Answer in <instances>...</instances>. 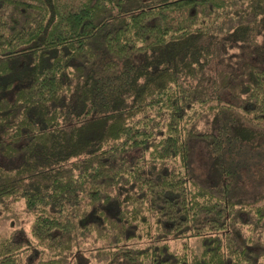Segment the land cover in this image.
Returning <instances> with one entry per match:
<instances>
[{"label":"trees","instance_id":"1","mask_svg":"<svg viewBox=\"0 0 264 264\" xmlns=\"http://www.w3.org/2000/svg\"><path fill=\"white\" fill-rule=\"evenodd\" d=\"M261 200L264 0H0V264H264Z\"/></svg>","mask_w":264,"mask_h":264},{"label":"rangeland","instance_id":"2","mask_svg":"<svg viewBox=\"0 0 264 264\" xmlns=\"http://www.w3.org/2000/svg\"><path fill=\"white\" fill-rule=\"evenodd\" d=\"M205 148L201 143H197L194 146V152H193V165L196 171L200 172L203 174L206 169V153H205ZM264 201V200H261ZM19 214L12 212H6V211H1L0 212V235L4 236L9 233L10 229L14 226H20V219H19ZM179 240H172L171 245L173 247L179 246ZM189 244L193 245L196 250L200 249V245L198 241L194 238H190ZM90 254L93 256V259L95 261H101L105 259V255L98 253L95 250L90 251Z\"/></svg>","mask_w":264,"mask_h":264}]
</instances>
